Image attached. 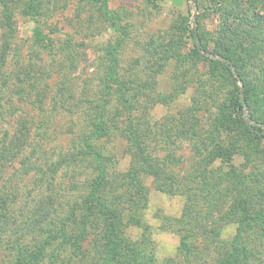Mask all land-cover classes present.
Masks as SVG:
<instances>
[{"label": "trees", "instance_id": "16d2710c", "mask_svg": "<svg viewBox=\"0 0 264 264\" xmlns=\"http://www.w3.org/2000/svg\"><path fill=\"white\" fill-rule=\"evenodd\" d=\"M18 1L0 3L5 12L8 3ZM214 3L220 20L215 47L218 57L210 60L223 67L233 84L235 69L242 89L236 86L228 101L216 105L218 118L211 123V130L218 137L220 130L242 121L252 137L264 139V122L254 119L251 108L258 99H264V0ZM28 4L37 10L34 3ZM9 36L3 33L0 43V264H155L152 248L140 237L136 240L147 205L144 180L150 178L155 189L184 196L186 202L202 194L185 182L191 173L182 170L177 175L174 171L190 156L179 153L175 157L172 147L176 141L170 133L185 134L188 130L173 129L168 124L156 129L146 110L139 113L136 103L141 95L146 100L156 97L144 90L150 74L139 88L130 90L134 78H122L107 70L95 77L56 73L49 76L50 83L27 69L3 71L11 46ZM118 38L116 43L121 42ZM35 40L53 49L52 58H58L60 70L65 62L84 59V51L77 45L82 43L73 41L71 33L67 37L43 34ZM190 51L202 59H207L209 52L196 42ZM111 58L114 63V55ZM157 60L155 68L164 65L167 58ZM93 78L97 82L91 87ZM255 91H260V97ZM244 106L250 109L249 120L244 116ZM195 117L191 133L198 135ZM157 130L163 132L164 147H159ZM205 139L196 148H207L208 152H194L200 155L193 160L198 168L192 177L196 181L205 177L208 164L213 165L214 160L231 158L224 143L218 141L210 149V139ZM121 142L124 145L119 152ZM121 155L128 156L126 168L118 167ZM195 205L184 207L178 220L183 226L194 221ZM246 205V200L241 203L243 208ZM247 219H240V224ZM181 229L179 225L171 228ZM243 235L237 231L232 245L225 247L214 230L213 244L219 243L221 250L216 264H257L259 253L240 243ZM189 236L181 233L180 243L190 244Z\"/></svg>", "mask_w": 264, "mask_h": 264}, {"label": "rangeland", "instance_id": "374dc122", "mask_svg": "<svg viewBox=\"0 0 264 264\" xmlns=\"http://www.w3.org/2000/svg\"><path fill=\"white\" fill-rule=\"evenodd\" d=\"M30 2L36 5V11L30 9ZM214 2L19 0L8 3L5 12L0 3V43L3 33L10 35L11 43L3 71L14 70L19 73L27 69L31 73H40L50 83L52 79L49 76L56 73L91 74L95 77L107 70L122 78H134L129 84L130 90L139 88L138 84L150 74V83L144 90L156 97L146 100L141 95L136 103L140 108L139 113L146 110L147 115L155 120L156 129L159 125L164 127L168 124L173 129L183 127L188 130L185 134L170 133L171 139L176 141L172 147L175 157L179 153L190 156V160L182 159L181 166L175 167L174 171L177 175L182 170H186L184 174L191 173L185 182L198 188L202 194L186 202L184 196L155 189L150 178L144 180L147 205L141 213L136 240L141 238L148 248H152L150 250L155 252V264H216L215 257L221 255V250L217 248L219 243L213 244L215 229L225 247L232 245V238L237 231L244 234L240 243L258 252L257 264H264V139L252 137L242 121L220 130L218 137L211 130V123L218 118L216 105L222 100L228 101L230 92L236 86L242 89L235 69L234 86L232 77L226 75L223 67L210 60L218 57L215 47L220 20ZM7 13H10V27H7ZM69 33L73 35V41L82 43L77 45L84 51V59L65 62L63 70H60L56 64L58 58H52L53 49L38 45L35 38L40 39L43 34L67 37ZM117 38H121V42L116 43ZM193 42L206 46L209 51L206 53L207 59L191 54ZM110 47L111 54H107ZM64 49L69 51V47ZM103 54L104 57H101ZM162 56L167 60L164 65L155 68L157 59ZM21 62L27 64L21 65ZM96 82V78H93L90 86L94 87ZM115 85L112 83V86ZM259 92L254 93L260 97ZM251 108L254 109V119L264 122V99H258ZM249 110L244 106L247 120L250 117ZM195 116H198V135L191 133ZM157 132L155 136L159 147H164L163 132ZM205 138L210 139V149L218 141L224 143V147L230 149L231 158L214 160L213 165L208 164L205 177H199L196 181L192 177L198 168H195L193 160L200 155L194 152L200 151L196 147ZM121 143L119 152L124 145V142ZM200 152L203 154L208 150L206 148ZM121 156L118 167L126 168L128 156ZM214 184L218 187H214ZM245 200L247 205L243 208L241 203ZM192 203L196 204L193 208L196 210L194 221L183 226L178 220L184 207L188 208ZM246 216L247 221L241 225L240 219ZM171 225H179L182 229L173 231ZM181 233L190 235V244L180 243ZM65 255L62 257L65 258Z\"/></svg>", "mask_w": 264, "mask_h": 264}]
</instances>
